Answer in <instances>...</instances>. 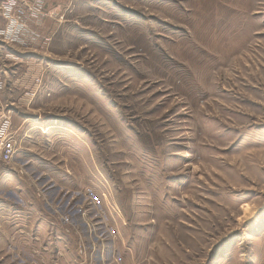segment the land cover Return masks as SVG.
<instances>
[{"label": "rangeland", "instance_id": "374dc122", "mask_svg": "<svg viewBox=\"0 0 264 264\" xmlns=\"http://www.w3.org/2000/svg\"><path fill=\"white\" fill-rule=\"evenodd\" d=\"M0 71V264H264V0H0Z\"/></svg>", "mask_w": 264, "mask_h": 264}, {"label": "built area", "instance_id": "2783aa9c", "mask_svg": "<svg viewBox=\"0 0 264 264\" xmlns=\"http://www.w3.org/2000/svg\"><path fill=\"white\" fill-rule=\"evenodd\" d=\"M15 20L12 19V24H15ZM5 80L0 71V94L5 87ZM29 94L24 95V99L27 101ZM18 150V142L15 133L12 129L11 121L7 113L0 108V162L7 164L10 163L16 155Z\"/></svg>", "mask_w": 264, "mask_h": 264}, {"label": "crops", "instance_id": "0c3cea01", "mask_svg": "<svg viewBox=\"0 0 264 264\" xmlns=\"http://www.w3.org/2000/svg\"><path fill=\"white\" fill-rule=\"evenodd\" d=\"M1 54H2V55H5V54H8V53H5V54H4V53H1ZM2 55H1V56H2ZM3 78H4V77H3ZM5 106H6V105H5ZM6 107H7V106H6ZM0 108H1L2 110H4V108H2L1 105H0ZM4 111H5V110H4ZM5 112H6V111H5ZM10 121H11V120H10ZM11 125H12V122H11ZM12 129H13V126H12ZM13 131H14V129H13ZM14 133H15V136H16V132H15V131H14ZM16 138H17V136H16ZM17 142H18V140H17ZM4 181H5V180H4ZM4 181H2V184H3L2 186H5Z\"/></svg>", "mask_w": 264, "mask_h": 264}]
</instances>
